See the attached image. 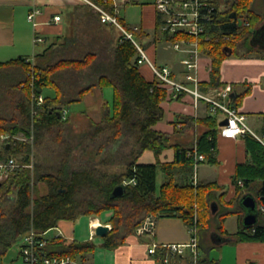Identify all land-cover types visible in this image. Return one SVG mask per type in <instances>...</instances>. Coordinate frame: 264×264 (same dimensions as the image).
<instances>
[{"label":"trees","instance_id":"trees-1","mask_svg":"<svg viewBox=\"0 0 264 264\" xmlns=\"http://www.w3.org/2000/svg\"><path fill=\"white\" fill-rule=\"evenodd\" d=\"M93 1L113 11L112 0ZM214 2L217 7L214 22L199 38L201 54L211 59L210 79L200 82L204 92L225 84L220 75L226 57L243 56L254 50L250 40L264 18L253 0H224L225 8H221V0ZM119 20L145 49L143 40L149 34L143 26L133 30L120 15ZM70 21V33L58 36L59 42L44 53L46 64H34L23 56L0 61V135L9 136L2 147L7 156L12 155L24 164L15 168L0 185V264L29 229L44 231L56 227L60 220H76L104 211H109L105 223L111 224L101 242L105 248L123 244L149 216H179L188 227L202 223L201 229L212 226L222 235L241 241H264V212L259 209L258 222L247 227L243 224L244 209L238 205L247 192H254L258 205H264V125L260 137L250 131L241 134L248 156L246 161L237 163L233 175L236 196L225 201V190L216 181L196 184L192 181L197 162L195 152L205 157L198 164L219 163L220 114L197 119L206 128L194 144L172 143L170 134L155 128L165 118L162 102L190 96L182 94L174 98L154 74L151 80L147 79L140 70V51L135 43L115 25L102 22L90 4L76 5L70 13ZM104 28L111 33L118 29L119 33L104 35ZM153 32L152 40H157L162 33L157 10ZM173 38L167 36L169 40ZM261 55L264 57V52ZM46 85L55 90L54 95L43 94ZM95 86L113 87V102L104 105L102 120L91 121L88 129L81 132H71L61 107L52 106L53 100L63 104L79 101ZM34 92L45 98L43 109L35 116L31 110ZM49 98H53L52 101ZM191 100L194 105L193 98ZM20 133L24 139L16 137ZM46 137L57 143L52 148L45 145V150L58 163L43 166L36 162L32 175L27 165L32 162L34 146L43 144ZM168 147H174V158L162 162L159 155ZM148 149L155 153L156 162L140 161ZM0 156L6 158L1 149ZM159 168L164 180L158 187ZM39 182L45 183L47 190L34 196L39 191ZM118 184H125L124 194L113 196ZM213 200L220 204L216 212L212 209ZM231 214L238 215L239 228L235 233L224 226ZM201 237L197 264H222L209 255L214 244ZM55 241L61 253L91 264L96 247L93 241L67 242L64 238ZM186 261L193 264V257H186Z\"/></svg>","mask_w":264,"mask_h":264},{"label":"crops","instance_id":"crops-1","mask_svg":"<svg viewBox=\"0 0 264 264\" xmlns=\"http://www.w3.org/2000/svg\"><path fill=\"white\" fill-rule=\"evenodd\" d=\"M83 3H85L83 0H0V61H8L23 56L28 59L33 58L34 64H46L47 59L44 53L51 50L52 46L59 42L58 36L69 33L70 13L76 5ZM127 4L129 5L130 3ZM132 4H140L142 11L144 8V11H148L151 17L150 23L141 20L137 25L143 26L147 31H154L156 17L154 0L144 2L136 0ZM34 7L40 8V13L35 16L36 25L29 21L27 17ZM58 14L61 15V19L55 20L54 17ZM145 14L144 18L146 17ZM161 34L163 33H160L157 40L151 39L148 43L143 41L145 49L150 58L158 62V43L162 38L161 36H163L164 42L162 46L167 59L161 65L169 66L174 70L176 75L181 77L183 68L180 61L181 58H171L168 56V53L166 54L172 44L167 39V35ZM35 36H40L42 40L35 41ZM39 42L48 43H46L40 52H36V46ZM31 53L33 56H31ZM177 53L178 55L181 54L178 51ZM232 55L226 57L222 62L220 80L224 83H233L234 93L236 94L233 98L234 102L238 109L246 114L247 120L256 115H258L257 119L259 120L264 117V88H262L264 86H260L261 79L264 80V57H240L239 55L238 57H234ZM165 56L163 57L165 58ZM210 62L211 59L206 56H202L199 60L198 74L201 80L207 81L210 79ZM140 70L147 79L151 80L153 78V72L148 64H141ZM46 87L50 86L46 85L44 88ZM219 87L210 88L208 91L212 93L216 92V89ZM43 94H45L44 89ZM85 95L82 100L85 99ZM237 96L239 98L235 100ZM191 99L187 97L184 100H165L162 102L165 118L159 121L155 125V128L170 134L171 142L174 144L178 143L183 146H190L196 142L199 134L206 128L204 124L197 122V119L210 114L208 105L205 102H201L199 107H195ZM56 101V99L55 101L53 100L52 106H60L62 110L68 109V104L55 103ZM189 116L193 118H188ZM263 125L264 122L261 125V133L254 131L250 125L249 127L254 135L260 137ZM2 144V139H0V147ZM174 153V147H168L160 154V160L162 162H170L174 158ZM247 156L243 135L226 137L218 134L217 158L219 163L210 164L204 161L198 164L196 170L197 180L199 182L216 181L225 190L223 199L229 201L236 196V188L233 183L236 165L238 162L246 161ZM140 161L156 162L154 152L150 149L146 150L140 157ZM201 167L202 170H200ZM220 192L218 191L217 193ZM213 203L216 204L218 210L220 204L216 200H213ZM238 205L240 206L239 201ZM234 215L237 220L235 229L227 228L224 222L225 228L230 233H235L239 228L238 215ZM96 219L98 220L97 223L95 222ZM76 221L77 219H64L58 223V225H61L60 230L63 232V237L67 242L80 241L77 239L79 233ZM225 221H227V218ZM154 222L152 231L142 233L136 231L135 238H128V236L125 242L116 248L102 247L101 242L103 237L100 236L99 246L96 245L91 255V264H164L162 259L149 253L148 249L150 246L163 243H187L191 239L189 227L182 217H154ZM99 223L109 224L105 223V220L101 221L99 218L93 217L90 220V233L95 230V227ZM218 234L230 239L222 243H216L214 240H218V238L220 240ZM198 237L200 238L201 235L198 234ZM204 238L214 244V248L212 249L220 250V255L217 258H213L219 259L222 264H252V262L264 264V241H241L231 235H222L214 228L209 231L206 237L203 235L202 239ZM89 240L92 241L93 238L89 237ZM211 250L209 251L210 257H212ZM167 256L169 257L168 264H190L186 261V257L191 258L192 254L190 249L185 247L183 254L169 253ZM178 256L180 257L178 258Z\"/></svg>","mask_w":264,"mask_h":264},{"label":"built area","instance_id":"built-area-1","mask_svg":"<svg viewBox=\"0 0 264 264\" xmlns=\"http://www.w3.org/2000/svg\"><path fill=\"white\" fill-rule=\"evenodd\" d=\"M90 4L96 10L102 22L115 25L125 37L130 38L138 50L140 57L139 64H148L153 74L158 78L159 82L167 86L174 98L185 94L193 98L194 106L199 107L201 102L208 105L210 114H220L221 120L227 118V123L220 125L219 133L226 137L241 135L247 131L251 132V128L247 123V116L240 111L234 102V85L226 82L216 92L202 91L200 88L201 79L198 74L199 60L201 59V51L199 46V38L207 30L209 25L214 22L217 7L214 0H154V6L160 14L161 30L164 35L172 36L170 40L173 48L181 53L182 76L176 75L174 70L167 65H160L153 61L147 51L134 38L132 31L124 27L119 20V8L122 5L130 3L131 0H112L113 11L106 9L103 5L93 0H83ZM40 13V8L34 7L28 14V20L36 25L35 16ZM55 20H60L61 15H55ZM248 24V23H246ZM138 30L139 26L132 27ZM34 40H42L40 36H35ZM44 105L43 95H36L35 92L31 98L32 115H37ZM67 109L62 110L63 117H66ZM220 120V121H221ZM9 137L6 134L0 135V139L4 140ZM202 153L195 152V171L192 177L194 184L197 180L198 161L204 160ZM21 166L18 160L9 155L6 158L0 156V181L6 179L9 174L17 167ZM259 209L264 212V205H259ZM154 217L149 216L145 222L137 228V232L142 233L152 231L154 227ZM111 227V225H110ZM53 228L38 231L34 228L23 233L15 243L19 244V250L16 258L8 262L5 259L1 264H84L83 261L69 253H61L56 245V238H64L63 232L59 229L57 233L49 235ZM198 225L189 227L191 239L187 243H169V244H153L149 247L150 254H154L162 259L164 264L169 263V253L183 254L185 247L190 249L193 257V264H197V258L200 253L198 246ZM95 231L91 232V238ZM160 249V250H159ZM166 250V251H164ZM164 252H166L164 254Z\"/></svg>","mask_w":264,"mask_h":264},{"label":"rangeland","instance_id":"rangeland-1","mask_svg":"<svg viewBox=\"0 0 264 264\" xmlns=\"http://www.w3.org/2000/svg\"><path fill=\"white\" fill-rule=\"evenodd\" d=\"M140 2H144L147 0H139ZM221 8H225V2L224 0H221ZM253 5L255 6V8L259 11L262 12L264 14V0H253ZM119 15L124 17L126 20V23L128 26L130 25H134L137 23H139L141 20L143 21H151V17H150V13L148 11H142V8L140 6V4H132L130 3L129 5H122L119 8ZM142 11V12H141ZM144 13H146V17L144 18ZM242 22V20H241ZM150 23V22H149ZM264 23V18L262 20L259 21V23L257 25H259L258 27H260L261 25H263ZM72 24L70 21V28H71ZM72 29V28H71ZM146 32L149 34L148 37L144 38V42L150 41L151 39H153L154 37V32L149 30ZM70 33V32H69ZM102 33L104 35H110V34H114L115 36L118 35L119 30L116 29L114 30L112 33L109 29L104 28L102 30ZM163 35V34H161ZM161 40L158 43V62H156L158 64V66L161 65V63L165 62V60L167 59V57L164 55V49H163V42H164V38L163 36H161ZM263 40H264V31H263ZM148 38V39H147ZM159 38V35H158ZM232 39H235V37H231ZM232 39H230L229 41H231ZM46 43L48 42H39L38 45L36 46V52H40L43 47L46 45ZM251 44V43H250ZM258 47V44L255 46ZM253 51L251 53L245 54L243 55V57H259V58H263V56L261 55L262 52H264V48H254L253 47ZM163 53V55H162ZM168 53V56L171 58H175V59H180L182 58V54L177 53V51H175L172 46H170L166 52V54ZM31 56L32 53H31ZM165 56V58L163 57ZM201 56H206L203 53L201 54ZM232 56L234 57H238V55L233 54ZM163 57V59H162ZM242 57V56H240ZM32 62L34 63L33 58H31ZM42 62V61H41ZM44 62V61H43ZM262 85L264 86V80L261 79L260 81V86L262 87ZM264 88V87H262ZM44 93L46 95L52 96L54 95V89L51 87H46L44 88ZM44 98V96H43ZM114 99V89L113 87H104L103 89L100 88L99 86H95L92 90H90L86 95H85V99H81L79 101H75L72 103L68 104V109H67V113H66V117L68 119L67 121V127L68 129L71 130V132H81L83 130L88 129V127L91 125V121H100L103 119L104 114H105V109H104V105L112 103ZM49 101H52V98L48 99ZM44 103H45V98H44ZM258 115L253 116L251 119L247 120V123L252 127V129L258 133H261V125L264 122V117H262L261 119H257ZM19 139H24L25 137L22 135V133L18 134L16 136ZM51 141H49V137L45 138V141L43 144H41L40 146L36 145L34 146L33 149V154H32V162L27 165L31 168L32 170V175H34V163L38 162L41 163L43 166H51V165H55L58 163V161L56 160V158L54 156H51L49 151L45 150V145H50L52 147H56L57 143L54 142L52 139H50ZM3 142V141H2ZM0 149L2 151H4V156L7 157V153H5L6 151L3 150V147L1 146ZM155 154V153H154ZM156 157V155H155ZM17 158H21V155L19 154ZM159 159H160V155H159ZM157 160V157H156ZM19 163L21 164V162L19 161ZM24 165V164H21ZM200 170H202V167L200 168ZM206 171V169H205ZM163 181V174H162V170L161 168H159L158 170V175H157V185L159 187V185L162 183ZM38 192L34 193V196H36L37 193H44L47 190V187L45 185V183L43 182H39L38 185ZM109 214V211H104L102 212L100 215H83L81 217H79L77 219V223H76V227L78 229V235H77V239L80 241H87L89 240L90 237V220L93 217L99 218L101 221H104L106 216ZM197 214V212H196ZM236 216L234 214L230 215L227 217V221H225V226L229 229H235L236 227ZM204 224H198L199 229H198V234H200L202 237L203 235L206 237L207 234L209 233L210 230L213 229L212 226H210L208 229H201L202 226ZM60 224L57 225L54 229H52V231L49 233V235H52L54 233H57L60 229ZM207 228V227H206ZM136 234L132 233L129 235L128 238H135ZM201 237V238H202ZM93 242L99 246L100 243V236H98L97 234H95L93 237ZM205 239V238H204ZM18 250H19V244L18 243H14V245L10 248L6 259L8 260V262H10V260H13L14 258H16L17 254H18ZM220 250L219 249H212L211 250V256L212 257H218L220 255ZM19 261V260H18ZM18 261H15V264H18Z\"/></svg>","mask_w":264,"mask_h":264},{"label":"water","instance_id":"water-1","mask_svg":"<svg viewBox=\"0 0 264 264\" xmlns=\"http://www.w3.org/2000/svg\"><path fill=\"white\" fill-rule=\"evenodd\" d=\"M263 31H264V24L261 25L260 27H257L253 31L252 38L250 40L251 44L253 46H256L258 44V47L264 48V40H263ZM233 97L236 96V94H232ZM227 123V118H223L219 124L224 125ZM2 184V181H0V185ZM125 191V184H118L115 186L112 195L113 196H118L124 194ZM240 206L243 207L244 209V215H243V224L247 227L253 226L258 222L259 219V205H258V200L255 197L254 194L251 192L245 193L239 200ZM212 209L213 212L217 211V206L215 203L212 204ZM110 225L109 224H104V223H99L95 227V234L98 236H105L108 231L110 230ZM220 240H214L216 243H222L223 241L229 240L230 238H227L225 236H220ZM217 236V237H218Z\"/></svg>","mask_w":264,"mask_h":264},{"label":"bare ground","instance_id":"bare-ground-1","mask_svg":"<svg viewBox=\"0 0 264 264\" xmlns=\"http://www.w3.org/2000/svg\"><path fill=\"white\" fill-rule=\"evenodd\" d=\"M95 222L97 223V222H98V220L96 219V220H95Z\"/></svg>","mask_w":264,"mask_h":264}]
</instances>
